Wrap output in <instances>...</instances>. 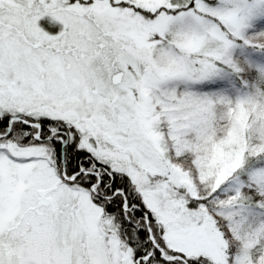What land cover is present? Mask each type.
Returning <instances> with one entry per match:
<instances>
[{
	"label": "snow or ice",
	"instance_id": "obj_1",
	"mask_svg": "<svg viewBox=\"0 0 264 264\" xmlns=\"http://www.w3.org/2000/svg\"><path fill=\"white\" fill-rule=\"evenodd\" d=\"M0 264H264V0H0Z\"/></svg>",
	"mask_w": 264,
	"mask_h": 264
}]
</instances>
